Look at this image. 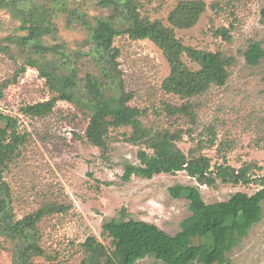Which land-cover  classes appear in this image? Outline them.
<instances>
[{
	"label": "rangeland",
	"instance_id": "rangeland-1",
	"mask_svg": "<svg viewBox=\"0 0 264 264\" xmlns=\"http://www.w3.org/2000/svg\"><path fill=\"white\" fill-rule=\"evenodd\" d=\"M99 2L0 0V111L17 120L18 132L25 138L2 173L1 191L8 195L7 224L31 217L34 229L29 241L57 254L49 261L31 256L32 264H80L87 258L81 244L88 237H95L113 250L109 241L100 238L101 226L122 210L127 219L154 225L168 236H175L180 223L190 216L187 201L174 200L167 192L177 184L196 187L205 204L264 189V56L256 66L247 65L244 59L253 44H259L264 52V0H131L132 17L171 30L184 48L232 59L224 86L211 84L193 97L165 89L171 66L161 48L149 39H135L128 33L115 37L111 49L117 50L119 57L110 67L102 63L104 59L88 38L84 23L111 18L118 29L126 30L129 22ZM181 2L204 6L197 21L187 28L169 22L170 14ZM36 8L38 17L52 28L42 40L47 46H57L58 57L37 53L20 42L30 34L22 27V15ZM222 30L229 40L217 33ZM32 59L38 68L53 66L51 61L60 60L55 73L66 75L74 70L78 90L86 74L97 76L100 85L107 84L105 72L116 75L128 97L127 105L145 112L139 118L142 126L153 132H183L176 147L189 160L201 154L209 158L210 174L219 165L235 170L244 164L256 165L249 172L252 182L233 184L215 179L209 187L198 184L185 172L162 173L150 180L132 176L124 182V167L138 166L139 151L148 155L151 151L127 142L130 129L109 128L105 138L108 150L101 156L99 149L85 139L87 113L61 101V94L50 90L46 78L40 76L41 70L27 66ZM179 60L190 72L199 70L185 53L179 55ZM53 98L56 104L43 116L25 113L27 107ZM183 106L190 114L168 113V109ZM210 130L215 135L214 146L208 143ZM261 209L262 220L226 255L230 264H264V201ZM24 241L0 234V264H15L16 248L25 246ZM135 264L164 263L147 257Z\"/></svg>",
	"mask_w": 264,
	"mask_h": 264
},
{
	"label": "trees",
	"instance_id": "trees-1",
	"mask_svg": "<svg viewBox=\"0 0 264 264\" xmlns=\"http://www.w3.org/2000/svg\"><path fill=\"white\" fill-rule=\"evenodd\" d=\"M99 3L129 22L126 30L118 29L115 23L110 21L111 18L98 19L94 24L84 23L88 38L104 59L102 63L106 62L109 67L114 65L113 62L119 57V53L111 49L112 41L115 37L128 33L135 39H149L161 48L171 66V74L165 84L168 92L193 97L203 93L211 84L217 87L224 86L229 76L227 68L233 63L232 59L225 58L219 53L184 48L174 38L171 30L163 28L159 23H143L138 18L132 17L131 0H100ZM203 11L204 6L201 3L181 2L170 14L169 22L175 27L187 28L197 21ZM38 12L36 8L22 15V27L29 30L30 34L28 37L20 38V42L24 46H31L37 53H51L58 57L60 52L57 46H47L42 40L44 33H51L52 28L44 19L38 17ZM262 14L264 15V11ZM217 33L221 34L223 39L229 40L225 30ZM181 53H185L192 62L196 63L199 70L196 72L187 70L179 60ZM263 56L264 52L259 44L249 46L244 53L245 62L249 66H256ZM35 61L30 60L27 66L38 68ZM60 63V60H55L50 62L53 66L38 68L42 72L40 76L46 78L50 90L61 94V101H66L87 113L89 122L85 139L99 149L101 156H104L108 150L105 138L109 128L130 129L131 136L127 142L144 146L151 151L150 155L139 151L138 166L129 164L124 167L121 176L124 182L129 181L132 176L150 180L155 175L177 172H185L198 184L209 187L215 183V179L233 184L247 185L252 182L249 172L255 169L256 165L244 164L239 170L219 165L214 167V174H210L209 158L201 154L189 160L176 147L175 143L180 140L183 132H153L142 126L139 118L145 112L127 105L128 97L123 92L120 78L117 82L116 75L104 71L107 84L100 85L97 76L86 74L83 85L78 90L74 70L66 75L55 73L58 69L56 65ZM49 69L52 71L49 72ZM77 92H81L82 96L77 95ZM1 98L2 87H0ZM56 102L57 100L53 98L48 102L29 106L25 113L36 117L43 116L52 110ZM168 113L190 114V111L187 106H183L168 109ZM209 134L212 138L208 143L214 146L215 135L211 130ZM190 135L188 132L187 136ZM24 141V136L18 132L17 120L0 111V225L3 227L0 234L26 241L25 246L16 248L17 257L13 261L15 264H32L29 262L31 256H41L47 261L57 257L55 252L42 250L29 241V233L34 229L31 217L7 224L10 219L5 210L8 195L1 191L2 173L7 164L16 157ZM209 175H214L215 178ZM167 192L172 199L185 200L188 203L190 216L180 223V231L175 236H168L154 225L127 219L125 211L122 210L118 217L101 226L100 238L109 241L113 250L98 242L95 237H88L81 244L87 258L80 264H135L136 261L147 257L164 264H230L226 255L253 225L262 220L261 203L264 201V189L253 195L236 193L227 201L214 204H205L199 190L193 186L177 184L169 187ZM196 240H198L197 244Z\"/></svg>",
	"mask_w": 264,
	"mask_h": 264
}]
</instances>
